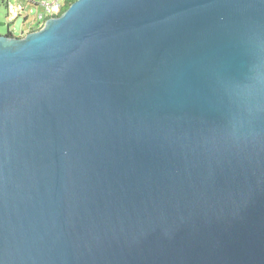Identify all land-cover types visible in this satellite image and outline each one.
<instances>
[{
  "label": "water",
  "instance_id": "1",
  "mask_svg": "<svg viewBox=\"0 0 264 264\" xmlns=\"http://www.w3.org/2000/svg\"><path fill=\"white\" fill-rule=\"evenodd\" d=\"M0 264H264V0L0 34Z\"/></svg>",
  "mask_w": 264,
  "mask_h": 264
},
{
  "label": "rangeland",
  "instance_id": "2",
  "mask_svg": "<svg viewBox=\"0 0 264 264\" xmlns=\"http://www.w3.org/2000/svg\"><path fill=\"white\" fill-rule=\"evenodd\" d=\"M35 1L38 2V5L29 4L26 0H11V2L21 4L23 7L21 15L16 19H14L13 15L16 14L18 10L17 6H14L12 12H8L7 7L0 4V34L6 35L9 28L14 31L16 36H25L27 33L43 26L45 20L38 23L37 16L45 10L44 5L42 4L45 0ZM60 12V9L54 8L50 14L56 15Z\"/></svg>",
  "mask_w": 264,
  "mask_h": 264
},
{
  "label": "built area",
  "instance_id": "3",
  "mask_svg": "<svg viewBox=\"0 0 264 264\" xmlns=\"http://www.w3.org/2000/svg\"><path fill=\"white\" fill-rule=\"evenodd\" d=\"M29 2V4L38 5V2L35 0H26ZM67 0H45L42 4L45 7V10L37 16L38 23L42 22V20H45L55 14H50L52 9L57 8L60 9V11L65 7ZM0 2H4L7 4L8 12H12L14 9V6H17L18 10L16 14H14V19L18 17V15H21V11L23 10V7L21 4H15L11 2V0H0ZM12 16V17H13Z\"/></svg>",
  "mask_w": 264,
  "mask_h": 264
},
{
  "label": "trees",
  "instance_id": "4",
  "mask_svg": "<svg viewBox=\"0 0 264 264\" xmlns=\"http://www.w3.org/2000/svg\"><path fill=\"white\" fill-rule=\"evenodd\" d=\"M73 1H75V0H67L66 1V5H65V7L61 10V12L60 13H62ZM0 4H3V5H5L6 7H7V4L6 3H4V2H0ZM18 16H20V15H18ZM27 18V17H26ZM6 35H10V36H16L15 34H14V31L13 30H11V29H9L8 28V30H7V34ZM20 37V36H19Z\"/></svg>",
  "mask_w": 264,
  "mask_h": 264
}]
</instances>
